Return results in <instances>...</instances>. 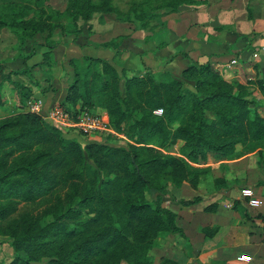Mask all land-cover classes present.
<instances>
[{
  "label": "trees",
  "instance_id": "obj_1",
  "mask_svg": "<svg viewBox=\"0 0 264 264\" xmlns=\"http://www.w3.org/2000/svg\"><path fill=\"white\" fill-rule=\"evenodd\" d=\"M40 2H0V30L9 28L22 45L31 43L32 50L20 56L28 60L36 45L48 49L41 63L15 73L45 71L53 50L65 43L63 38L76 40L97 13L154 34L164 27V16L198 0H67L63 11H55L62 21H55V14ZM57 27L59 40L53 38ZM123 39L100 46L116 49ZM71 64L75 78L62 107L104 112L111 127L131 142L82 145L31 111L1 118L0 235L11 239L16 252L5 264H153L150 252L159 237H185L178 214L164 205L169 184L198 187L209 171L200 165L211 152L227 157L242 148L263 155L264 115L248 85L227 80L208 62L193 63L180 79H159L146 71L125 80L105 59L85 56ZM32 80L38 84L35 77ZM254 83L264 96V80ZM15 87L21 100L32 93L25 85ZM4 104L0 90V108ZM160 108L163 113L158 115L155 110ZM179 141L181 154L169 153ZM64 186L68 192L61 196L57 191ZM54 194L55 202L41 214L26 210L15 216L21 203ZM217 230L204 228L208 236ZM160 264L178 262L163 256Z\"/></svg>",
  "mask_w": 264,
  "mask_h": 264
},
{
  "label": "crops",
  "instance_id": "obj_2",
  "mask_svg": "<svg viewBox=\"0 0 264 264\" xmlns=\"http://www.w3.org/2000/svg\"><path fill=\"white\" fill-rule=\"evenodd\" d=\"M163 22L164 27L151 34L105 15L91 29L84 25L76 40L73 36L63 38L65 43L53 50L47 74V69L41 68L32 70V75L14 71L41 63L48 49L36 45L35 53L25 60L20 52L29 53L32 46L18 47L13 32L3 28L0 49L5 53L0 55V86L5 90L11 83L25 85L27 91L41 95L48 106L65 100L75 78L72 59H105L115 65L123 80L146 71L164 79H180L193 63L208 62L227 80L248 85L250 97L264 115V96L254 83L264 80V0H198L167 15ZM121 36L124 39L116 49L100 46ZM18 99L13 91L11 97H5L3 108L14 107L12 103ZM200 166L209 171L198 187L187 182L168 187L164 205L178 214L185 237L178 233L159 237L150 252L153 264H160L163 256L178 264H264V154L242 148L227 157L211 152L207 163ZM244 189L253 190L261 205L251 206L243 196ZM195 197H199L196 203L181 204ZM205 227L218 230L208 236Z\"/></svg>",
  "mask_w": 264,
  "mask_h": 264
},
{
  "label": "rangeland",
  "instance_id": "obj_3",
  "mask_svg": "<svg viewBox=\"0 0 264 264\" xmlns=\"http://www.w3.org/2000/svg\"><path fill=\"white\" fill-rule=\"evenodd\" d=\"M40 5L44 9H47L46 11H48L52 14H55L56 13L55 11H63L66 8L67 0H42V2H40ZM110 17H112V16H110ZM165 17L166 16H164V18ZM54 18H55V21H62V18L56 14H55ZM100 18H101V14L97 13V14H95L93 19L88 24H84V25H89L90 28L89 27L88 28L91 29L92 25H94V22L98 23ZM84 25H83V27H84ZM59 32H60V29H59V27H57L55 29V32L53 35L54 39H57V40L61 39ZM41 36L42 35L39 34L38 38L42 42L44 40V38L42 39ZM16 43H17L18 47H20L22 49L27 47V45H29V47H31V43H28L27 45L26 44L22 45L20 42H16ZM4 53H5V51L3 49H0V55H2ZM0 62H1V56H0ZM51 64H52V61H51ZM48 68L45 71L46 74L48 72ZM156 76H157V78L161 79V77H159L158 75H156ZM182 77L183 76H181L180 78H182ZM176 79H178V78H176ZM9 87L10 88L12 87V89L9 90ZM0 90L4 96L6 95V96L11 97L13 91L15 92L17 99L20 95L18 89L12 83L8 84V89L6 87L5 90H4V88L2 89V87L0 86ZM31 92L32 93L28 98H26V99L24 98L23 100H21L19 98L17 101L12 103V105L14 107L3 108L5 106V105H3L1 108H3L4 110H0V119L5 118V114L6 115L9 114L6 116V117H8V116H11V115L18 113L21 110L22 111H30V109H31L30 102L33 101L35 98L41 97V95H35V93L33 91H31ZM54 104L62 106L61 104H58V103H54ZM51 105L49 104L45 108L48 109L49 106H51ZM99 110H101V109H99ZM42 118L44 119V117H42ZM44 121L46 123H48L45 119H44ZM63 135L65 138L72 140V141H75V142H78V143H81L82 145H86L87 143H90V142H101V143H107V144H110L113 146H127L129 144V142H131L129 137L124 132H120V131L116 130L114 127H111L108 130L102 131L101 133H97V134H84V133L79 132V131H74V130L72 131L71 130V132L63 133ZM182 145H183V141H179L177 144L171 146L168 149V152L173 154V155H180ZM169 186H172V184H169ZM174 191H175V194L178 193V191L176 189ZM67 192H68L67 186L61 187L57 191V193L60 194L61 196H64ZM186 194L184 196L189 197V195H186ZM172 197L176 198V195L172 194ZM172 197L170 196L169 199H171ZM55 200L56 199H55V194H54L48 198L38 200L37 202H34V203H21L19 205L18 212L16 213L15 216H19L21 213H23L26 210L33 211L36 215H39L43 211H45L51 204H53L55 202ZM207 210H209V208ZM15 256H16V252L11 245V239L7 236L0 235V263L5 264V263L11 261L12 259H14Z\"/></svg>",
  "mask_w": 264,
  "mask_h": 264
},
{
  "label": "built area",
  "instance_id": "obj_4",
  "mask_svg": "<svg viewBox=\"0 0 264 264\" xmlns=\"http://www.w3.org/2000/svg\"><path fill=\"white\" fill-rule=\"evenodd\" d=\"M30 104L31 112L44 117L50 125L61 129L63 133L74 130L84 134H97L111 128L108 116L104 112L91 111L87 108L78 111H67L57 104H52L46 109V101L43 97L35 98ZM155 113L161 115L163 109H157ZM242 193L244 197L248 198V203L251 206L258 207L261 205V201L255 197L253 190L244 189ZM244 259L248 260V258Z\"/></svg>",
  "mask_w": 264,
  "mask_h": 264
}]
</instances>
